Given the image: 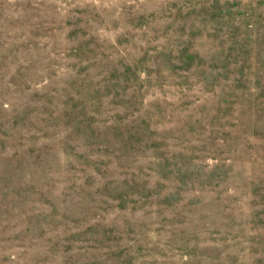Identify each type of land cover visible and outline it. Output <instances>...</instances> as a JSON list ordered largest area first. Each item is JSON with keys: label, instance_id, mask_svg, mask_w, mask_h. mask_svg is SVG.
I'll list each match as a JSON object with an SVG mask.
<instances>
[{"label": "rangeland", "instance_id": "obj_1", "mask_svg": "<svg viewBox=\"0 0 264 264\" xmlns=\"http://www.w3.org/2000/svg\"><path fill=\"white\" fill-rule=\"evenodd\" d=\"M0 264H264V0H0Z\"/></svg>", "mask_w": 264, "mask_h": 264}]
</instances>
